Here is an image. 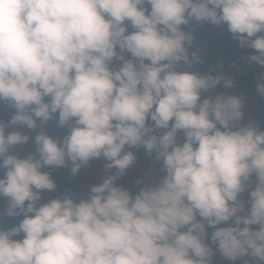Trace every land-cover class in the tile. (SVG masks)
Segmentation results:
<instances>
[{
    "label": "clouds",
    "instance_id": "1",
    "mask_svg": "<svg viewBox=\"0 0 264 264\" xmlns=\"http://www.w3.org/2000/svg\"><path fill=\"white\" fill-rule=\"evenodd\" d=\"M192 21L227 25L264 67V0H0V102L15 110L0 121V216L23 217L0 228V264H213L216 251L264 264V130L240 123L241 96H203L231 78L183 69L202 63ZM56 114L62 140L41 130L34 152L12 151L30 137L7 127ZM141 146L165 175L133 194L116 181ZM100 157L109 174L87 197L42 202L57 187L43 169Z\"/></svg>",
    "mask_w": 264,
    "mask_h": 264
},
{
    "label": "trees",
    "instance_id": "2",
    "mask_svg": "<svg viewBox=\"0 0 264 264\" xmlns=\"http://www.w3.org/2000/svg\"><path fill=\"white\" fill-rule=\"evenodd\" d=\"M182 27L194 37L189 52L197 53L202 60V63L195 64L192 69H187V66H182L183 69L196 71L201 74L208 73L209 71L213 75L222 73L233 80V87L225 88L221 84L210 92L204 93L203 96L210 95L215 97L221 93L241 96L244 100L242 109L244 115L240 123L244 125L249 123L259 125L260 129L264 130V97L258 95L256 91L258 79L264 74V67L247 59L249 56L255 54V50L248 47H241L239 42L228 31L227 25L217 26L208 22L197 23L192 21L190 24ZM130 31H132L131 28H129ZM125 56L126 58H130V55L127 53ZM116 65L117 62H114L113 66L115 67ZM14 112L15 110L10 108L6 103L0 102V121L7 124ZM151 123L149 120V124ZM37 125L38 127L35 130H29L26 126L19 125L16 127H7L6 134L10 131H20L30 137L27 144L16 146L12 150L14 153L25 157L29 153L34 152V137L41 130L45 131L49 136L60 140L70 131L67 126H60L58 124V114L54 115L52 119L44 124L43 129L40 127L39 120H37ZM164 131L166 130L158 129L156 130V134L162 135ZM178 139L179 142H183L182 132L178 133ZM128 150L133 151L136 156V161L116 181L118 186H122L135 194L139 191L140 187L155 184L165 175L161 168L162 162H158L155 159V153L149 155L142 146L139 148L125 149V151ZM106 163L107 161L103 157L92 159L76 175L72 174L70 163L68 167L43 169L44 171L50 172L51 178L57 187L54 191L43 192L42 202L61 196L66 192L72 194L75 199L87 197L90 187L102 183L103 178L109 174L105 169ZM3 171V169H0V175L3 174ZM111 172L114 173L115 169H112ZM137 181H142V183L137 184ZM240 198L247 202L248 192L243 193ZM7 206V199L0 197V212H5ZM22 219V216H0V228L8 229L17 225ZM253 227L256 228L258 226ZM211 231L212 229H208L209 235ZM213 264H243V260L238 259L235 262L228 261L216 251L213 257Z\"/></svg>",
    "mask_w": 264,
    "mask_h": 264
}]
</instances>
